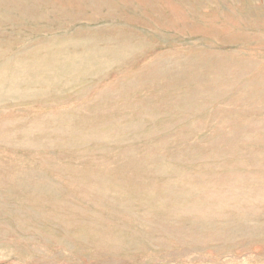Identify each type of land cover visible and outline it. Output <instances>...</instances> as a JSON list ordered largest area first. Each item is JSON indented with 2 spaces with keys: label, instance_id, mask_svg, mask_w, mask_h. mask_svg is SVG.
I'll use <instances>...</instances> for the list:
<instances>
[{
  "label": "rangeland",
  "instance_id": "1",
  "mask_svg": "<svg viewBox=\"0 0 264 264\" xmlns=\"http://www.w3.org/2000/svg\"><path fill=\"white\" fill-rule=\"evenodd\" d=\"M0 264H264V0H0Z\"/></svg>",
  "mask_w": 264,
  "mask_h": 264
}]
</instances>
